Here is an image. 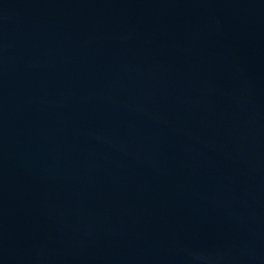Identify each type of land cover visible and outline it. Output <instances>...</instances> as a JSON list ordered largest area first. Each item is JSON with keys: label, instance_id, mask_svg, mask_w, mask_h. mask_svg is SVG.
<instances>
[{"label": "water", "instance_id": "95a60500", "mask_svg": "<svg viewBox=\"0 0 264 264\" xmlns=\"http://www.w3.org/2000/svg\"><path fill=\"white\" fill-rule=\"evenodd\" d=\"M0 264H264V0H0Z\"/></svg>", "mask_w": 264, "mask_h": 264}]
</instances>
